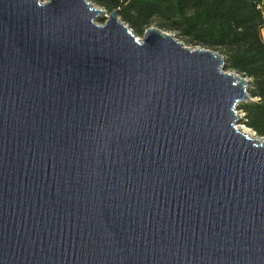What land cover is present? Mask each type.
Segmentation results:
<instances>
[{
	"label": "water",
	"instance_id": "95a60500",
	"mask_svg": "<svg viewBox=\"0 0 264 264\" xmlns=\"http://www.w3.org/2000/svg\"><path fill=\"white\" fill-rule=\"evenodd\" d=\"M118 14L0 0V264H264L251 81Z\"/></svg>",
	"mask_w": 264,
	"mask_h": 264
},
{
	"label": "trees",
	"instance_id": "16d2710c",
	"mask_svg": "<svg viewBox=\"0 0 264 264\" xmlns=\"http://www.w3.org/2000/svg\"><path fill=\"white\" fill-rule=\"evenodd\" d=\"M119 19L135 36L150 27L175 35L182 44L214 51L226 70L251 81L253 100L239 106L242 124L264 138V14L260 0H87ZM100 19V22H103Z\"/></svg>",
	"mask_w": 264,
	"mask_h": 264
},
{
	"label": "rangeland",
	"instance_id": "374dc122",
	"mask_svg": "<svg viewBox=\"0 0 264 264\" xmlns=\"http://www.w3.org/2000/svg\"><path fill=\"white\" fill-rule=\"evenodd\" d=\"M42 2H46L47 0H41ZM103 20H105V18H102ZM97 22V21H96ZM104 22V21H103ZM103 22H100V20H98V22H97V24L98 25H103ZM141 37V36H140ZM139 37V38H140ZM186 47H189V48H195V47H191V46H188V45H186V44H184ZM240 115L242 116L243 115V113H241V111H240ZM239 127H245L242 123L239 125ZM247 129V128H246ZM249 131V133L253 136L252 138H258L252 131H250V130H248Z\"/></svg>",
	"mask_w": 264,
	"mask_h": 264
},
{
	"label": "crops",
	"instance_id": "0c3cea01",
	"mask_svg": "<svg viewBox=\"0 0 264 264\" xmlns=\"http://www.w3.org/2000/svg\"><path fill=\"white\" fill-rule=\"evenodd\" d=\"M260 1H261L262 14H264V0H260ZM261 37H262V41H264V29L261 30Z\"/></svg>",
	"mask_w": 264,
	"mask_h": 264
},
{
	"label": "bare ground",
	"instance_id": "6f19581e",
	"mask_svg": "<svg viewBox=\"0 0 264 264\" xmlns=\"http://www.w3.org/2000/svg\"><path fill=\"white\" fill-rule=\"evenodd\" d=\"M238 128L240 132H242L243 134L249 135L251 138L253 137L245 127H238Z\"/></svg>",
	"mask_w": 264,
	"mask_h": 264
}]
</instances>
